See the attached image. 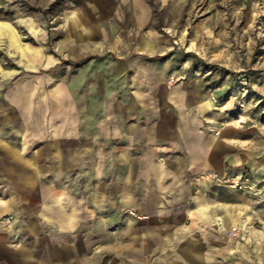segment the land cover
Here are the masks:
<instances>
[{
	"label": "crops",
	"instance_id": "1",
	"mask_svg": "<svg viewBox=\"0 0 264 264\" xmlns=\"http://www.w3.org/2000/svg\"><path fill=\"white\" fill-rule=\"evenodd\" d=\"M2 8L0 44L14 64L0 56V219L32 238L0 241V264L224 257L225 189L199 174L237 172L247 151L201 83L162 58L164 45L85 60L73 73L64 65L57 78L54 55L24 42ZM38 22L19 17L36 40Z\"/></svg>",
	"mask_w": 264,
	"mask_h": 264
},
{
	"label": "rangeland",
	"instance_id": "2",
	"mask_svg": "<svg viewBox=\"0 0 264 264\" xmlns=\"http://www.w3.org/2000/svg\"><path fill=\"white\" fill-rule=\"evenodd\" d=\"M2 6L24 42L54 55L57 78L64 65L73 73L85 60L164 45L162 58L172 54L184 76L201 83L225 131L247 151L244 168L225 171L242 188L211 182L225 189V230L217 237L225 239V256L192 263L176 252L170 264H264V0H2ZM25 16L38 19L43 34L37 40L19 25ZM150 34L164 40L144 41ZM6 53L0 44V56L11 66L14 56ZM177 77L176 71L168 81ZM10 218L0 219V241L30 240L31 233L16 230Z\"/></svg>",
	"mask_w": 264,
	"mask_h": 264
},
{
	"label": "built area",
	"instance_id": "3",
	"mask_svg": "<svg viewBox=\"0 0 264 264\" xmlns=\"http://www.w3.org/2000/svg\"><path fill=\"white\" fill-rule=\"evenodd\" d=\"M199 177L202 178L205 181H210L217 185H224L228 184L230 187L234 188H242V181L240 179H237V177L234 176H225L224 174H220L214 171L210 172H203L199 174ZM235 228H232L230 233L233 232Z\"/></svg>",
	"mask_w": 264,
	"mask_h": 264
}]
</instances>
